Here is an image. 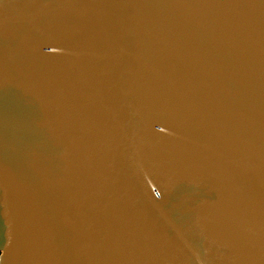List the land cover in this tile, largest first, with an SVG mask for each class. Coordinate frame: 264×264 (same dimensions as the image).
<instances>
[{"label": "water", "instance_id": "1", "mask_svg": "<svg viewBox=\"0 0 264 264\" xmlns=\"http://www.w3.org/2000/svg\"><path fill=\"white\" fill-rule=\"evenodd\" d=\"M0 264H264V0H0Z\"/></svg>", "mask_w": 264, "mask_h": 264}, {"label": "built area", "instance_id": "2", "mask_svg": "<svg viewBox=\"0 0 264 264\" xmlns=\"http://www.w3.org/2000/svg\"><path fill=\"white\" fill-rule=\"evenodd\" d=\"M0 263H1V253H0Z\"/></svg>", "mask_w": 264, "mask_h": 264}]
</instances>
